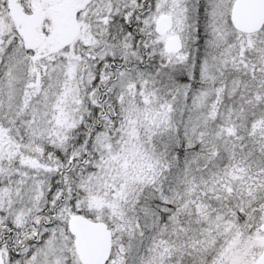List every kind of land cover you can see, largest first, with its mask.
<instances>
[{
	"label": "snow or ice",
	"instance_id": "1",
	"mask_svg": "<svg viewBox=\"0 0 264 264\" xmlns=\"http://www.w3.org/2000/svg\"><path fill=\"white\" fill-rule=\"evenodd\" d=\"M0 264H264V0H0Z\"/></svg>",
	"mask_w": 264,
	"mask_h": 264
}]
</instances>
